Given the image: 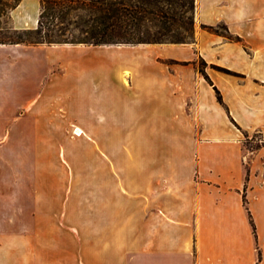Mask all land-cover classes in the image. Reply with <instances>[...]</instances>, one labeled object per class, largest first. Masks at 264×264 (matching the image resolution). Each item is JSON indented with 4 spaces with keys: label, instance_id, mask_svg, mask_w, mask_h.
<instances>
[{
    "label": "crops",
    "instance_id": "1",
    "mask_svg": "<svg viewBox=\"0 0 264 264\" xmlns=\"http://www.w3.org/2000/svg\"><path fill=\"white\" fill-rule=\"evenodd\" d=\"M41 11L22 0L13 28H38ZM119 47L153 71L134 92L135 123L153 132L133 164L106 148L126 121L81 74L94 63L27 65L46 69L30 96L31 70L13 60L28 46L0 45V264H264V0H196L194 44ZM75 127L86 170H48V141ZM78 176L85 186L47 180Z\"/></svg>",
    "mask_w": 264,
    "mask_h": 264
},
{
    "label": "rangeland",
    "instance_id": "2",
    "mask_svg": "<svg viewBox=\"0 0 264 264\" xmlns=\"http://www.w3.org/2000/svg\"><path fill=\"white\" fill-rule=\"evenodd\" d=\"M15 3L16 0H0V39L5 41L8 40L9 37L15 36L11 20V12ZM79 14L82 17L87 16L86 12L72 13L66 23L69 30L64 32V35L61 34L60 27H52L51 30L55 29L54 34H59L60 39L72 41L74 38L73 35H79V31L75 28V22L80 20L79 17H77ZM218 31L224 32L222 27H220ZM43 45L49 46L47 44ZM50 46L52 47L51 49L45 47V50L39 51H35L33 48L35 46H28L27 50L30 52L22 55H15L13 57L16 70L20 69V74L29 73L27 72L28 68L31 70L32 79L28 92L30 96H34L39 92L38 81L45 73L46 69L44 67L36 68L27 65L33 64L36 61L57 63L70 59H86L91 61V63L95 65L89 67L81 74L87 75L93 80L92 82L95 85L94 88L96 91L100 93L105 91L111 95L112 106L115 101L117 103L115 106L118 108L119 114L126 121L125 128H123V125L120 128L112 127L105 131L106 138L111 143V145L106 148L116 159H127L126 163L133 164L136 138L140 136L150 138L153 132L151 130H143L141 129V127H145L143 124L135 123L136 112L134 92L136 83L142 77L146 79L147 76L153 72L151 66L145 61L147 56L138 48L117 49V46H113L114 48L110 49H90L87 45L74 44ZM59 46H61V48H58ZM67 48H75L78 50H60ZM200 69H202V61L197 60L196 71H192V73H198ZM67 70L70 74L72 73V67H68ZM126 72H129L130 75L126 76ZM124 79L128 81V85L125 84ZM67 80L69 82L67 83L69 88L71 81L70 79ZM118 101H120V105H118ZM96 132L102 136V130ZM62 133L63 136L57 143L52 144L50 140L48 141L46 168L48 170H75L82 173V171L87 168L85 157L88 153L92 154V149L90 147L88 148L83 141L74 139L73 136H71L74 134L71 133L67 135L66 130H63ZM159 142L160 145L157 147L158 153H163L166 150V146L163 145L164 143L161 142V140H159ZM123 143L125 144L123 145ZM96 148L101 151L103 150V146ZM97 168H102L101 164L96 163L95 169ZM47 180L48 183L52 182V184H54L53 182H61L63 185H70L73 182V184H78L79 186H85L87 184V179L82 176H78L74 179L64 177L56 179L48 178Z\"/></svg>",
    "mask_w": 264,
    "mask_h": 264
},
{
    "label": "trees",
    "instance_id": "3",
    "mask_svg": "<svg viewBox=\"0 0 264 264\" xmlns=\"http://www.w3.org/2000/svg\"><path fill=\"white\" fill-rule=\"evenodd\" d=\"M21 1L16 0L13 9ZM41 3L38 28H13L15 36L6 41L0 39V45L102 47L195 43L196 0H41ZM79 12L87 13L85 17L77 15L80 20L75 22V28L79 35H73L72 41H66L60 39L59 34H54L55 29L51 28L60 27L64 35L69 30L66 25L69 16ZM204 28L223 35L229 41H241L228 33L225 27H222L223 33L214 27ZM200 71L209 81L203 69ZM217 94L222 102L219 91Z\"/></svg>",
    "mask_w": 264,
    "mask_h": 264
},
{
    "label": "bare ground",
    "instance_id": "4",
    "mask_svg": "<svg viewBox=\"0 0 264 264\" xmlns=\"http://www.w3.org/2000/svg\"><path fill=\"white\" fill-rule=\"evenodd\" d=\"M122 47H124V46H122ZM122 47H119V48H122ZM97 48L110 49V48H114V47L113 46H102V47H97ZM129 75H130V73L126 72V76H129ZM126 84H128L127 81H126ZM73 134L76 136H83V135H85V132L81 128L75 127L73 130Z\"/></svg>",
    "mask_w": 264,
    "mask_h": 264
}]
</instances>
